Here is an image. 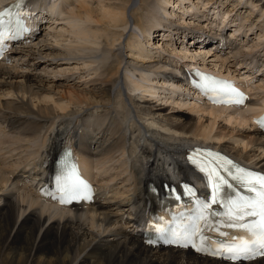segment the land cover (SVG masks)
I'll return each instance as SVG.
<instances>
[{"label":"bare ground","instance_id":"6f19581e","mask_svg":"<svg viewBox=\"0 0 264 264\" xmlns=\"http://www.w3.org/2000/svg\"><path fill=\"white\" fill-rule=\"evenodd\" d=\"M36 1L39 14L31 18V28L41 30L46 21L47 33H31L0 62V264H226L146 244L145 226L137 223L147 222L153 207L150 183L194 178L185 158L188 148L216 147L264 171V134L253 119L264 110V60L238 43L244 38L238 32L246 27L245 34L252 35L257 27L238 23L241 16L249 19L238 14L248 8L244 0H236L243 8L235 17L224 0H197L203 8L199 19L217 32L202 26L191 30L199 31L196 37L168 30L151 15L150 0ZM195 1L180 0V10L195 7ZM250 1L253 8L264 7V0ZM156 3L164 6L167 19L174 18L167 8L171 0ZM222 14L227 16L220 22ZM229 27L235 29L234 40L223 39ZM138 30L149 31L142 36ZM178 35L193 47L179 42ZM160 36L168 41L150 50L151 39ZM183 54L200 55L194 61L204 62L224 56L216 72L228 79L234 76L229 78L230 63L247 67L243 75L262 102L233 111L211 108L206 96L182 85L195 68L184 57H173ZM253 65L257 70L251 73ZM199 75L203 78L192 77L203 82L202 88L212 79L221 83ZM64 145L76 148L84 173L99 186L95 204L60 206L38 194ZM247 264H264V258Z\"/></svg>","mask_w":264,"mask_h":264},{"label":"rangeland","instance_id":"374dc122","mask_svg":"<svg viewBox=\"0 0 264 264\" xmlns=\"http://www.w3.org/2000/svg\"><path fill=\"white\" fill-rule=\"evenodd\" d=\"M151 1V5H150V8H151V15L152 16H154L155 18H157L161 23H163V22H165V24L168 26V30H171V29H173L174 28V30H175V32H179V31H182V30H185L184 32L188 35V36H194V37H196L195 35H199V31H194V32H192L191 30H196L197 28H202V26H203V28L204 29H207L206 31H215V32H217L216 30H215V28H209L208 27V25L207 24H205L204 23V21H202V20H200L199 19V16H198V11H200L201 9H203L202 7H200V6H198L197 7V4L199 5V2L196 0L195 1V4H196V6L195 7H193L194 5L193 4H187V7H183L184 8V11L183 10H180V0H171V3L170 4H168V6H167V8H169L170 10H171V12H173V19H167V16L168 15H166V14H164V6H159V5H157V0H150ZM202 1V0H201ZM256 3H258V0H254ZM224 2H225V6L228 8L229 7V11L228 12H231V11H234L233 12V15H234V13L236 14V13H238V9H242L243 8V6H242V3H240V2H238V1H236V0H234V2H232L231 1V3L229 2V0H224ZM246 2V3H245ZM230 3V4H229ZM92 4L93 5H95L96 3H94V2H92ZM139 4V3H138ZM234 4H235V6H234ZM200 5H202V3L200 4ZM243 5H245V6H247L248 8L247 9H249V10H247V9H244V11L242 10L241 12H239L238 14H240V13H242V15L244 16V14H245V16L244 17H247V15H248V18L249 19H247V21H242V19H241V17L239 18V20H238V23H240V24H243V25H247V23L246 22H248V24H250V23H252V22H255L256 24H257V27L256 26H254V29H253V31H252V35H250V34H248V35H246L245 33L247 32V28L246 27H244V29L241 31V32H243V42H244V44H245V47H246V51H247V53H250L251 51H252V49L254 50V51H252L253 53H256V52H258L259 51V49L260 50H263L264 49V38H263V41H261L259 38L260 37H262V36H260V34H264V33H261V31H264V17L262 18V19H258L261 15L262 16H264V7H263V4H259V5H257V7L256 8H253V6H252V2L250 1V2H248V0H244L243 1ZM233 6V7H232ZM221 8H223V7H221ZM213 9V8H212ZM218 9V8H217ZM217 9H215V10H217ZM187 10V11H186ZM186 11V12H185ZM209 11V10H208ZM218 11H221L222 12V10L221 9H219ZM247 12V13H246ZM215 13V12H214ZM218 13H220V12H218ZM249 13V14H248ZM238 14H237V16H238ZM193 15V17H191ZM227 15H224V14H222V16L219 18V21L221 22V21H224V18L226 17ZM230 16H231V14H230ZM251 16V17H250ZM253 16L254 17H256L257 16V18H255V19H253ZM194 17H196V18H194ZM233 17H235V15L233 16ZM243 17V18H244ZM145 19H146V16L144 15L143 16V20L145 21ZM53 20H54V18H53ZM157 20V21H158ZM178 24H180L179 26H178ZM205 24V25H204ZM47 25V24H46ZM143 25V24H142ZM243 25H242V27H243ZM235 26H237V24H234L233 25V27L235 28ZM163 27V29H164V26H162ZM43 28V27H42ZM189 28H191V29H189ZM234 28H231L230 29V27H229V30L227 31H223V30H221L220 32H225V33H223V35H224V37H223V39H225V38H227V36L229 37L230 35H229V33L231 34V33H234ZM166 29V28H165ZM42 31H43V29H41ZM158 30H162L161 29V27H160V25H159V29ZM41 31V32H42ZM134 31H136V30H134ZM149 31V30H148ZM148 31H141V30H138L137 32H140V34L142 35V36H144ZM164 31V30H163ZM251 33V32H250ZM44 34V33H43ZM244 34H245V36H244ZM45 35V34H44ZM220 35V34H219ZM179 36V39H178V41L180 42V41H186V44H185V46H188V45H190L189 44V42H187V40H186V36L185 35H178ZM193 37V38H194ZM207 37V36H206ZM242 37V36H241ZM248 37V38H247ZM259 37V38H258ZM46 38V39H45ZM48 37H46V36H41L40 37V39L42 40V41H46V40H48L47 39ZM126 38H128V35L126 36ZM125 38V39H126ZM167 38L168 37H165V36H160L159 38H157V39H155V40H153V39H151V41H150V43H149V46H151V48H149L150 50H152L153 51V49L155 48V47H157L158 48V46H160L161 47V45H156L155 43H160V41L162 40L163 42L164 41H168L167 40ZM174 38H177V36H175ZM258 38V39H257ZM222 39V38H221ZM49 40H52V39H49ZM192 40V38L189 40V41H191ZM204 39H200L199 40V42H202ZM241 40V39H240ZM161 41V42H162ZM197 40H195V41H192V42H196ZM242 41H240L241 43H242ZM48 42H50L51 43V41H48ZM248 42V43H247ZM45 43V42H44ZM175 43V42H174ZM262 43V44H261ZM162 44V43H161ZM258 44H260L259 46H257ZM165 45V44H164ZM249 45V46H248ZM191 46V45H190ZM191 47H193V45L191 46ZM212 47V46H211ZM160 50L159 51H161L162 50V48H159ZM195 49V48H194ZM213 49V50H212ZM156 51V50H155ZM210 51H212L211 53L212 54H214L217 50H216V48H210ZM250 51V52H249ZM178 52V51H177ZM191 52H193V51H191ZM183 53L185 54L186 52H184L183 51ZM204 54L206 53V51H204L203 52ZM183 54V56H179V57H177L176 55L175 56H173L174 58L176 57V58H179L180 60L184 57V63H188V64H193L194 66H195V68H193V69H195V70H198V71H201V72H207V73H211V74H213V75H216V76H218V74L217 73H219V72H216L218 69H220V67H221V65H220V63L223 61V58H224V56L222 57V56H220L219 57V55H214V56H207V61L206 62H204V60L203 61H201V60H199V59H196L195 61H194V58L196 57V58H198L200 55H197V56H192V57H190V58H186V56ZM190 54V53H189ZM218 56V57H217ZM249 56H251V55H249ZM205 57V56H204ZM261 57H263V59H264V51L262 52V56ZM183 60V59H182ZM181 60V61H182ZM216 60V61H215ZM218 60H219V62H218ZM187 61V62H186ZM208 63H210L209 65H208ZM235 65H236V63H235ZM197 66V67H196ZM229 66H230V64H229ZM237 66V65H236ZM193 67V66H192ZM206 67V68H205ZM238 67H239V65L237 66V67H235V71H238L237 69H238ZM203 68H205V69H203ZM208 68H212V69H208ZM226 68V67H225ZM225 68H223V69H225ZM240 68H242V67H240ZM229 69L231 70V67H229ZM232 70H234V67H233V69ZM231 70V71H232ZM227 73H229V71L227 72ZM226 72H225V74L224 75H226L227 74ZM232 74V73H231ZM224 78H228V77H224ZM229 78H231V77H229ZM153 79H157V80H160V78H153ZM175 81H176V79H175ZM162 87V86H161ZM152 88V90H154L153 89V87H151ZM162 88H165L164 86L162 87ZM144 90V89H143ZM148 90H149V88H148ZM144 92H145V90H144ZM37 93H38V91H37ZM201 101H203V102H205V100H201ZM118 170H116L115 172L116 173H118L117 172ZM114 175V174H113Z\"/></svg>","mask_w":264,"mask_h":264},{"label":"snow or ice","instance_id":"6c2138e0","mask_svg":"<svg viewBox=\"0 0 264 264\" xmlns=\"http://www.w3.org/2000/svg\"><path fill=\"white\" fill-rule=\"evenodd\" d=\"M18 3H23V0H18ZM21 15L22 13L20 12L13 14L11 9L7 8L3 11H0V44H2L4 40L12 38L13 28L23 27ZM221 90L233 93L237 97L233 101L234 103L242 104L244 102V94L239 92L238 89L226 88ZM261 124L262 126H264V121H261ZM229 163H231V161H229ZM225 171L228 172L227 169H225ZM239 171L243 173L244 170L240 169ZM213 173L214 179L216 181H219V184L225 185L230 189L233 188V185L229 183V180L221 176L215 168L209 175L212 176ZM228 174L229 176H231L232 180H236L238 182H245L249 188V191L255 193L256 195L255 200H249L242 196H237L236 198H234L233 196L228 197L227 219L233 222L229 226L246 227L245 225L237 223L238 221L243 220L245 216H259L260 222L259 224L253 225L248 229L255 235L256 238L254 240L241 241L238 247H228L225 248L224 251L231 252L233 259H235L236 256L240 253H244L250 259L264 257V175H254L252 173H247L244 175L236 176L232 175L231 172H228ZM69 179L71 180V182L68 184L67 190L72 193L79 191V181L73 180L71 178ZM177 199H179V197H177ZM216 203H218V200L217 197L214 195L211 203H206L202 205V209L204 211H207V209H209L212 204ZM201 219L204 220L206 223L208 222V218L206 216H201ZM199 231L200 229L197 226L196 233L198 234Z\"/></svg>","mask_w":264,"mask_h":264}]
</instances>
